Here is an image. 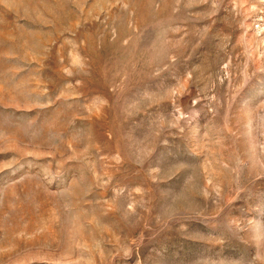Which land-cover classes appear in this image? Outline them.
I'll return each instance as SVG.
<instances>
[{"label":"rangeland","instance_id":"1","mask_svg":"<svg viewBox=\"0 0 264 264\" xmlns=\"http://www.w3.org/2000/svg\"><path fill=\"white\" fill-rule=\"evenodd\" d=\"M0 264H264V0H0Z\"/></svg>","mask_w":264,"mask_h":264}]
</instances>
